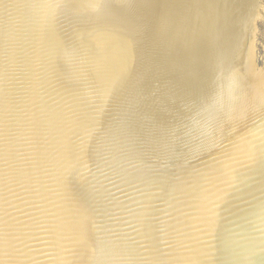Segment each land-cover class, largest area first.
<instances>
[{
	"label": "water",
	"instance_id": "95a60500",
	"mask_svg": "<svg viewBox=\"0 0 264 264\" xmlns=\"http://www.w3.org/2000/svg\"><path fill=\"white\" fill-rule=\"evenodd\" d=\"M252 13L264 17V0H133L106 12L81 0L62 9L50 0H0V264H264V59L248 62ZM136 29L146 101L132 128L148 114L180 129L171 172L205 190L193 201L180 192L172 199L118 155L111 182L103 180L100 217L86 185L66 184L64 170L88 119L106 132L126 104V92L106 102L95 89L131 57L124 40ZM192 129L204 147L188 163ZM83 160L94 167L91 148ZM209 168L206 180L191 174Z\"/></svg>",
	"mask_w": 264,
	"mask_h": 264
},
{
	"label": "snow or ice",
	"instance_id": "6c2138e0",
	"mask_svg": "<svg viewBox=\"0 0 264 264\" xmlns=\"http://www.w3.org/2000/svg\"><path fill=\"white\" fill-rule=\"evenodd\" d=\"M76 0H50V6L57 9L69 7ZM89 8L98 12H106L114 4L121 7H130L133 0H81ZM264 17L250 14L245 21V36L247 48V58L249 64H256L264 59V26L261 21ZM139 29L134 30L133 35H129L124 40V49L131 53V57L126 59L121 71L113 78L102 83L97 89L98 94L104 100L110 101L117 93L126 92V104L122 105L118 116L114 118V123L106 132L98 124L95 118H89L82 127V134L77 137L78 142H73L69 150V160L64 170L63 181L66 184L73 179L82 181L85 185V192L88 198V207L97 216L103 217L107 214V209L103 203L107 197L103 195V180H109L108 172L114 170V164L119 163L118 155L123 157L141 178V181L148 187H157L159 191L167 193L175 199V193L180 192L189 198V201L198 199L194 193L204 191L200 183L192 184L185 181L180 175L171 172L172 161L177 157L178 147L183 143L180 129L174 126H160L148 114H143L139 122V130H134L130 123L133 115L138 114V109L145 103L146 97L139 87L143 74L135 70V49L137 45L136 35ZM76 47L75 41L69 43L66 48L73 50ZM3 76L0 75V82ZM3 102L0 99V181L3 180V165L6 164V156L2 145L6 139V126L3 120ZM197 130L192 129L185 135L191 136L195 143L185 144L188 149L183 153L186 162L198 158V153L204 147V141L200 140ZM91 148L95 156L94 167L84 163L83 157L87 150ZM264 155V151H262ZM131 157V158H129ZM203 172L193 169L192 175L206 180L210 172ZM109 182H111L109 180ZM106 191V189H105ZM146 195L145 193H141ZM149 200L152 197H148ZM195 208L196 205L189 202L186 205ZM142 208L148 209L151 204H142ZM189 220L193 217L189 213H184ZM145 219L147 216L145 215ZM185 228H190L191 224L185 223ZM178 235L185 236L186 233L179 232ZM7 243L6 236L0 232V253L4 251Z\"/></svg>",
	"mask_w": 264,
	"mask_h": 264
}]
</instances>
